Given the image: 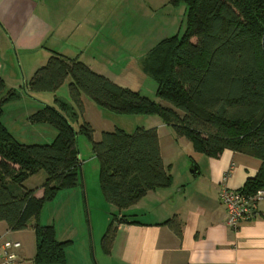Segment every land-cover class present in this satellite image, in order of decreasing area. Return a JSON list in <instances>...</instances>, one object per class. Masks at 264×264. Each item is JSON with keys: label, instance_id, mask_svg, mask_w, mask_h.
<instances>
[{"label": "trees", "instance_id": "obj_1", "mask_svg": "<svg viewBox=\"0 0 264 264\" xmlns=\"http://www.w3.org/2000/svg\"><path fill=\"white\" fill-rule=\"evenodd\" d=\"M172 1L186 6L185 33L163 39L142 61V70L157 83V97L170 107L54 53L35 71L27 91L55 93L68 81L73 103L58 99L60 109L45 105L31 115V123L57 131L51 144H32L4 123L5 105L20 95L0 77V223L8 231L27 230L57 191L79 185L85 190L80 132L74 127L85 113V97L117 114L158 116L199 154L218 158L232 150L261 160L257 175L239 190L253 196L264 189V0ZM84 134L93 143L105 198L120 210L103 237L108 251L117 225L130 223L124 211L150 191L170 187L173 178L155 128L132 134L117 128L95 142L91 125L84 123ZM41 170L48 174L42 199L23 186ZM165 224L182 238L177 219ZM36 237L34 264H68L67 242H59L51 227L38 224Z\"/></svg>", "mask_w": 264, "mask_h": 264}, {"label": "crops", "instance_id": "obj_2", "mask_svg": "<svg viewBox=\"0 0 264 264\" xmlns=\"http://www.w3.org/2000/svg\"><path fill=\"white\" fill-rule=\"evenodd\" d=\"M75 4L74 0H0V43L9 38L19 57L37 62L33 72L56 53L70 61L78 60L112 80L114 66L98 62L90 54L98 34L90 28L87 34L80 32L85 18L75 14ZM108 35L109 31L102 38ZM0 54L2 62L9 57V47L0 45ZM0 76L9 79L1 71ZM17 77L15 74L11 79L17 82ZM152 126L140 128L158 131L165 167L172 173L180 158L181 175L176 178L172 174L170 187L150 191L124 211L130 223L116 227L107 251L111 264H264V201L259 204V217L237 230L229 228L227 211L220 202L221 184L230 167L239 164L226 184L239 190L257 175L261 160L232 150H225L218 158L199 154L194 148L184 150L187 140L177 139L172 128L161 120ZM193 165L198 171L195 177L191 174ZM173 219L182 226V238L165 224ZM23 233L8 231L7 224L0 223V237L20 241L18 237ZM22 264L29 263L23 259Z\"/></svg>", "mask_w": 264, "mask_h": 264}, {"label": "rangeland", "instance_id": "obj_3", "mask_svg": "<svg viewBox=\"0 0 264 264\" xmlns=\"http://www.w3.org/2000/svg\"><path fill=\"white\" fill-rule=\"evenodd\" d=\"M53 1L56 3L60 0ZM74 1L76 2L74 6L77 7L75 14L83 15L85 18L81 21L80 32L86 33L90 28L94 30L95 35L98 34V42L93 46V50H90V54L95 56L98 62L114 66L115 73L111 81L140 92L163 107H170L169 103L157 97V83L142 70V61L163 39L182 38L187 20L185 4L182 2L175 4L172 0ZM108 31L110 36L102 38ZM0 45L4 49L7 47L10 49L9 57L0 61L3 67L0 71L6 78L9 75V79H2L7 89H13L20 95L18 100L5 105L3 118L5 125L17 138L27 143L51 144L57 131L49 124L31 123L30 117L45 105L60 109L58 99L72 104L68 81L55 93H28V85L35 73L33 69L37 62L26 59L25 56L19 57L9 38ZM104 47L109 48L103 49ZM15 74H18L17 82L11 79ZM62 107L71 114L70 107L67 108L64 104ZM160 120L163 122L158 116L117 114L85 97V113L83 117L79 115V119L74 121L75 129L80 132L78 139L85 190L81 185L72 189H61L52 200L46 201L39 219H33L29 228L18 237L20 240L18 242L25 246V254L21 253L22 261L25 259L29 264L34 262L37 252L36 226L39 224L42 227H51L59 242H67L68 264H111L102 241L114 217L119 216L120 210L106 200L102 191L99 163L94 155L92 141L84 134V123L91 125L93 140L100 142L103 132H114L119 128L132 134L137 128L153 127L152 125ZM164 138L167 139V136ZM185 142L187 145L184 150L193 148L191 142ZM193 157L197 159L198 155L193 152ZM191 164L189 162L188 166ZM238 165L236 163V170L239 169ZM179 166L180 158L175 162L171 173L176 174V178H180L181 175L182 170ZM47 180L48 174L41 170L25 181L23 186L42 199L45 197L44 186Z\"/></svg>", "mask_w": 264, "mask_h": 264}, {"label": "built area", "instance_id": "obj_4", "mask_svg": "<svg viewBox=\"0 0 264 264\" xmlns=\"http://www.w3.org/2000/svg\"><path fill=\"white\" fill-rule=\"evenodd\" d=\"M233 164L225 174L220 190V202L227 211L229 228L237 230L241 225L259 217V204L264 199V189L249 196L240 190L230 189L226 184L234 171ZM22 244L13 239H0V264H22Z\"/></svg>", "mask_w": 264, "mask_h": 264}, {"label": "water", "instance_id": "obj_5", "mask_svg": "<svg viewBox=\"0 0 264 264\" xmlns=\"http://www.w3.org/2000/svg\"><path fill=\"white\" fill-rule=\"evenodd\" d=\"M191 174L195 177L198 174L197 168L193 165V169H191Z\"/></svg>", "mask_w": 264, "mask_h": 264}]
</instances>
